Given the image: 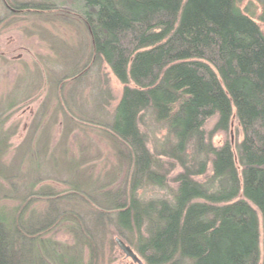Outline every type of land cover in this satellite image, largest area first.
<instances>
[{
  "label": "trees",
  "instance_id": "1",
  "mask_svg": "<svg viewBox=\"0 0 264 264\" xmlns=\"http://www.w3.org/2000/svg\"><path fill=\"white\" fill-rule=\"evenodd\" d=\"M238 1L15 7L72 13L85 27L88 60L58 84L82 82L88 67L104 64L123 90L110 115L105 98L96 116L84 104H65L63 124L99 126L109 141L116 164L103 176L83 169L65 143L60 154L52 149L46 128L45 145L42 135L3 167L0 138V264H103L114 237L143 264H264V35ZM12 4L5 0L6 8ZM233 117L241 141L215 147L206 122L216 118L212 136L227 133ZM147 122L163 134L154 152L142 129ZM176 168L170 198L139 195L167 189ZM57 185L66 189L58 193ZM58 233L67 241L56 240Z\"/></svg>",
  "mask_w": 264,
  "mask_h": 264
},
{
  "label": "rangeland",
  "instance_id": "2",
  "mask_svg": "<svg viewBox=\"0 0 264 264\" xmlns=\"http://www.w3.org/2000/svg\"><path fill=\"white\" fill-rule=\"evenodd\" d=\"M6 1L13 3V7L6 8L5 0H0V138L6 144L1 165H14L23 147L37 143L46 128L51 147L57 148L58 154L60 146L65 143L77 162L84 160L83 169H90L95 178L105 175L116 164L109 141L100 132L99 126L63 124L65 104L68 102L73 108L84 104L86 111H94L96 116V106L105 98L107 103L101 106L110 115L120 99L123 86L104 64H98L94 70L88 67V78L82 82L65 80L62 85L58 84L72 71L82 69L88 60L91 43L81 20L72 13L58 12L54 8L52 11L15 9L16 6L45 4V0ZM238 7L257 22L264 35V23L259 21L263 7L259 1L240 0ZM215 122L216 118H211L204 126L207 138L215 147L226 141L235 147L241 141L242 131L235 117L231 119L227 133L218 132L211 136ZM146 124L148 127L142 129L148 134L149 149L154 152L163 134L154 126L150 128L148 122ZM41 143L45 145L44 135ZM29 155L24 157L25 162L30 161ZM179 172V168L170 172L167 189L148 188L140 191L139 195L144 199L170 198V190L176 186L173 178ZM197 180L203 182L205 177ZM56 187L58 193L66 189L63 185ZM259 231L262 234L260 218ZM54 238L67 241L62 233ZM103 264L133 263L124 257L116 244L113 247L106 244Z\"/></svg>",
  "mask_w": 264,
  "mask_h": 264
},
{
  "label": "water",
  "instance_id": "3",
  "mask_svg": "<svg viewBox=\"0 0 264 264\" xmlns=\"http://www.w3.org/2000/svg\"><path fill=\"white\" fill-rule=\"evenodd\" d=\"M114 241L126 259L131 260L133 264H143V261L139 258V256L121 239L115 238Z\"/></svg>",
  "mask_w": 264,
  "mask_h": 264
}]
</instances>
